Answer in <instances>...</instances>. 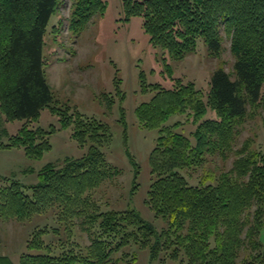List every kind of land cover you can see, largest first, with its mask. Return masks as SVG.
I'll return each mask as SVG.
<instances>
[{"label": "trees", "instance_id": "16d2710c", "mask_svg": "<svg viewBox=\"0 0 264 264\" xmlns=\"http://www.w3.org/2000/svg\"><path fill=\"white\" fill-rule=\"evenodd\" d=\"M121 2L126 20L143 18L152 45L175 61L196 52L200 40L219 56L224 31L231 39L234 74L217 69L206 96L195 83L177 80L136 111L144 127L160 131L150 157L154 182L147 201L156 218L167 223L160 232L135 210L97 209L94 191L119 171L106 156L110 127L69 104L56 105L44 48L63 0H0V110L9 121H26L0 150L23 149L33 160L50 152L57 128H32L45 109L60 117L63 128L73 129L82 147L89 145L85 155L67 158L62 167L46 165L36 185L8 179L0 188L1 221L25 223L36 215L53 220L31 234L20 264H109L131 242L149 247L152 259L171 250L172 259L184 255L187 264H264V150L253 149L250 141L237 149L248 107H257L264 89V0ZM107 9L105 0H74L69 32L80 35ZM52 33L57 39L60 24ZM209 110L215 118H207ZM176 114L196 125L191 136L177 132L181 122L166 126ZM232 155L231 170L192 183L211 157ZM132 161L137 179L140 170ZM79 221L90 237L88 246L76 241ZM0 264L13 263L0 256Z\"/></svg>", "mask_w": 264, "mask_h": 264}, {"label": "rangeland", "instance_id": "374dc122", "mask_svg": "<svg viewBox=\"0 0 264 264\" xmlns=\"http://www.w3.org/2000/svg\"><path fill=\"white\" fill-rule=\"evenodd\" d=\"M73 1L63 0L60 11L51 20L44 48L56 105L69 104L72 111L110 127L112 141L105 151L108 162L119 172L94 191L93 198L99 212L135 210L162 232L167 229V223L162 218L157 219L147 203L154 182L150 157L160 131L144 127L136 111L142 104L152 101L159 89H173L177 80L193 82L205 96L208 95L217 69L224 68L234 74L231 39L223 31V50L219 56L211 55L207 44L200 40L196 52L182 61H175L163 49L152 45L143 18L126 20L121 0H105L108 4L106 13L96 16L80 35H71L68 25ZM58 24L61 33L55 39L52 32ZM256 106L248 107L237 149L250 141L253 149L264 150V89ZM207 118H215V113L209 110ZM177 122L184 124L177 132L191 136L195 131L196 125L187 115L172 116L166 126ZM25 123V120L9 121L0 110V143L8 144ZM53 126L57 131L50 136L52 150L42 159L28 158L23 149L0 150V188L8 185V179H17L26 186L36 185L39 173L46 165L62 167L67 158H81L87 153L89 145L82 147L75 141L73 129L63 128L60 117L50 109H45L38 122L32 124V128L47 131ZM132 160L140 170L137 179V167ZM234 160V155L228 160L211 157L205 167L192 175V183H198L208 174L219 175L231 170ZM185 175L190 177L188 173ZM52 222L44 215H36L25 223L0 220V256L8 257L13 264H20L31 234L37 227ZM79 222L76 241L88 246L90 237ZM172 253L171 250L163 251L159 259H152L149 247L141 242H131L109 264H187L184 255L174 260ZM125 254L127 257L122 260Z\"/></svg>", "mask_w": 264, "mask_h": 264}]
</instances>
